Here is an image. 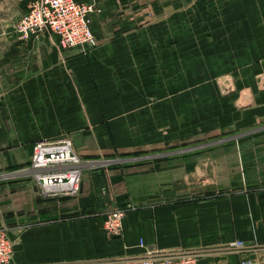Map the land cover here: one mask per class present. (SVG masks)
I'll list each match as a JSON object with an SVG mask.
<instances>
[{
    "label": "crops",
    "instance_id": "1",
    "mask_svg": "<svg viewBox=\"0 0 264 264\" xmlns=\"http://www.w3.org/2000/svg\"><path fill=\"white\" fill-rule=\"evenodd\" d=\"M107 1L93 17V48L62 49L49 34L0 41V227H9L11 264L114 263L149 251L264 264V136L169 150L214 111L215 55L223 71L238 64L223 121L264 117V0ZM202 30L211 39L199 43ZM63 137L86 164L81 191L43 198L30 173L34 145ZM112 207L127 210L119 239L103 229Z\"/></svg>",
    "mask_w": 264,
    "mask_h": 264
},
{
    "label": "built area",
    "instance_id": "2",
    "mask_svg": "<svg viewBox=\"0 0 264 264\" xmlns=\"http://www.w3.org/2000/svg\"><path fill=\"white\" fill-rule=\"evenodd\" d=\"M95 7L78 0H31L14 27V33L23 40L49 34L56 36L62 49L93 48L96 38L92 30ZM86 164L74 151L72 140L63 137L56 141H39L34 145L30 173L40 187L43 198H75L82 187ZM126 210L118 209L107 215L104 231L109 238H122ZM143 245V243H142ZM235 247L244 244L237 242ZM14 244L7 232L0 229V264H11ZM192 253L162 254L149 251L144 257L121 260L113 264H198ZM241 264H258L245 258Z\"/></svg>",
    "mask_w": 264,
    "mask_h": 264
},
{
    "label": "rangeland",
    "instance_id": "3",
    "mask_svg": "<svg viewBox=\"0 0 264 264\" xmlns=\"http://www.w3.org/2000/svg\"><path fill=\"white\" fill-rule=\"evenodd\" d=\"M31 0H0V41L5 40L6 38H9L11 34H14V27L22 14L26 11L28 4L30 3ZM83 3L87 4H92L95 7V14L93 17L97 14H100L103 10V4H108L112 1H107V0H78ZM190 0H183V4H187ZM93 17H92V23H93ZM195 18V17H194ZM206 16H199L196 17L198 23H200L201 20H205ZM184 35H189V33L184 32ZM191 34V33H190ZM199 39V43L205 38H210L211 39V33H207L202 30L198 31L196 33ZM96 38V36H95ZM202 39V40H200ZM97 40V39H96ZM196 53L198 56V63H202V69H206V67H209V64H207L206 61V56H205V49L202 46H198L196 48ZM221 57L222 55H218ZM213 57V56H212ZM203 60V62H201ZM211 59H208V61ZM221 59L218 60L216 55H215V61H214V68L212 71H214V83H215V90L219 91L220 95H214L212 98L217 102L213 103L214 111L208 114L209 117L205 118H200L197 122L200 126H204L205 124H208L209 126L205 127H198L197 129V134L192 137H183L182 142H179L176 147H172L171 151H180V150H188V149H200V147H206V146H222L223 144L228 143V141H235V140H240L242 138H247V137H252V136H257V137H263L264 136V117L258 118L256 120H253L251 123L249 122L247 125L244 126H235L233 119H231L230 122H225L223 121L224 118H222V110H221V100L222 98H225L227 95H223L228 93V90L230 91L231 89L235 88V80L232 78L234 76H237L236 71H238V64L235 66H230L229 71H223L221 68ZM220 65V66H219ZM237 67V68H235ZM205 71V70H203ZM227 75H229V78H227ZM223 76V77H222ZM263 107V106H262ZM235 108V107H234ZM199 113H203L199 110ZM212 113L214 115H212ZM264 113V112H263ZM238 115V113H236ZM232 115V113H231ZM227 118V117H226ZM237 122V121H235ZM225 123V126H223ZM213 124V126H211ZM227 124V125H226ZM143 155H137L134 157H130L128 159H123V161H114L113 160H106V161H94L91 164H89L90 168L94 169H109L110 167H113L115 164L119 163H124V164H133L140 162V158ZM133 158H138V160H133ZM126 162V163H125ZM86 165L84 166V168ZM86 172L83 171V173ZM103 195L104 200L109 199V188L106 187L104 190L101 192ZM110 211L108 212L107 215L111 214L113 211V207L109 209ZM118 210V209H117ZM124 210H126L124 208ZM127 214V210H126ZM106 215V217H107ZM75 216V213L69 214L68 217H73ZM106 219V218H105ZM105 222V221H104ZM0 229H3L7 232L9 231V227H0ZM104 229V225H103ZM105 233V231H104ZM106 235V233H105ZM107 237V235H106ZM108 239H113L109 238ZM119 239V238H115ZM243 243V242H242ZM235 244V243H234ZM119 261V260H118ZM117 262V261H115ZM114 262V263H115ZM84 264H113V259L108 260V259H98L93 262H85ZM199 264V263H198Z\"/></svg>",
    "mask_w": 264,
    "mask_h": 264
},
{
    "label": "bare ground",
    "instance_id": "4",
    "mask_svg": "<svg viewBox=\"0 0 264 264\" xmlns=\"http://www.w3.org/2000/svg\"><path fill=\"white\" fill-rule=\"evenodd\" d=\"M84 171V170H83ZM32 175V174H31ZM33 177V176H32ZM82 178H83V175H82ZM35 181V180H34ZM45 198H47V199H50L51 197H45ZM69 198H71V197H69ZM125 229V228H124ZM124 235V234H123Z\"/></svg>",
    "mask_w": 264,
    "mask_h": 264
}]
</instances>
